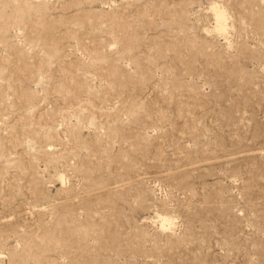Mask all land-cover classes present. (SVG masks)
Segmentation results:
<instances>
[{
    "label": "rangeland",
    "instance_id": "obj_1",
    "mask_svg": "<svg viewBox=\"0 0 264 264\" xmlns=\"http://www.w3.org/2000/svg\"><path fill=\"white\" fill-rule=\"evenodd\" d=\"M0 263L264 264V0H0Z\"/></svg>",
    "mask_w": 264,
    "mask_h": 264
},
{
    "label": "bare ground",
    "instance_id": "obj_2",
    "mask_svg": "<svg viewBox=\"0 0 264 264\" xmlns=\"http://www.w3.org/2000/svg\"><path fill=\"white\" fill-rule=\"evenodd\" d=\"M222 7V6H221ZM218 9H219V7H218ZM221 9V8H220ZM223 9V8H222ZM221 9V10H222ZM219 11V10H218ZM222 11H220V12H217L216 13V22H217V26H216V29L218 30V31H220V32H222V31H224L226 28V23H225V16H224V13L225 12H223V13H221ZM228 16V15H227ZM229 18V17H228ZM228 21V20H227ZM215 22V23H216ZM216 25V24H215ZM227 28H228V26H227ZM160 222H161V220H160ZM162 223L164 224V225H167V224H170V222L167 220V219H164L163 221H162ZM172 225V224H171ZM169 227H171V226H169ZM164 228V227H163ZM1 264V263H0Z\"/></svg>",
    "mask_w": 264,
    "mask_h": 264
}]
</instances>
